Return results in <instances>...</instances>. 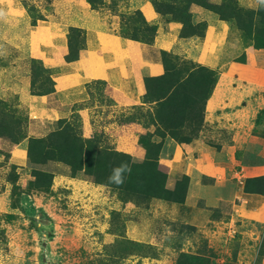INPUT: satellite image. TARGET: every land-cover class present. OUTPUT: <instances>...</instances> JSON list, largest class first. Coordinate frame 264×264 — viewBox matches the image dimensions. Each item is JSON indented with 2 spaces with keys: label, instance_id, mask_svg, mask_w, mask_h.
<instances>
[{
  "label": "rangeland",
  "instance_id": "rangeland-1",
  "mask_svg": "<svg viewBox=\"0 0 264 264\" xmlns=\"http://www.w3.org/2000/svg\"><path fill=\"white\" fill-rule=\"evenodd\" d=\"M164 1L96 0L94 8L88 0H0V98L18 112L30 119L32 90L46 81L41 70L34 81V59L61 92L73 83L58 76L80 67L66 60L71 44L72 54L104 62V75L86 90L93 80L112 87L91 86L92 99L65 103L67 117L54 108L58 115L32 122L22 141L26 163L0 139V264H264V0H210L226 2L221 14L200 6L174 13L169 4L160 13ZM31 7L45 20L34 22ZM141 12L156 28L150 44L133 39ZM165 58L186 72L216 70L218 81L205 109L161 136L143 124L141 110L152 106L144 104L146 86L133 97L106 73L120 67L145 85L146 66L159 63L162 75ZM62 119L83 134L103 130L102 142L134 162L158 161L171 199L30 157L29 139H45Z\"/></svg>",
  "mask_w": 264,
  "mask_h": 264
},
{
  "label": "trees",
  "instance_id": "trees-1",
  "mask_svg": "<svg viewBox=\"0 0 264 264\" xmlns=\"http://www.w3.org/2000/svg\"><path fill=\"white\" fill-rule=\"evenodd\" d=\"M88 1L96 8V0ZM167 4H169L167 8H170L174 13L179 7H182L181 9L187 8L186 10L189 11L191 6H200L221 14L226 2L216 5L210 0H165L161 4L162 6L157 4V11L160 13L164 12V7ZM31 9V16L34 22L45 20L44 15L37 14L32 7ZM186 10L185 13H187ZM139 18L141 20L139 25L140 32L133 39L150 44L155 39L156 28L147 24L142 12ZM184 22L186 26L190 25L192 27L189 18ZM72 30L76 31V29ZM192 34H198V32L189 31L187 36H192ZM71 45L72 47L70 46V53L66 56V60L75 62L81 58V53L72 54L71 49L75 50V47L73 44ZM42 65L45 66L41 60L34 59L32 64L34 81L37 75L40 76V70L42 75L46 77V81L40 84L42 88L38 93H34L32 90V95H48L56 89V82L49 75V69ZM164 66L165 71L162 75L145 78L146 93L144 95V104L152 106L147 110H141L146 119L143 123L145 127L147 128L148 125L154 126L156 128L154 134L161 136L170 134L166 130H172L175 125H181V123L183 125L191 121L195 117L191 110L195 107L202 105L201 108L205 109L207 101L211 98L218 81V72L202 65L197 66L190 72H186L184 67L181 66L182 68H179L170 59L165 58ZM102 83L104 82L93 80L91 84L87 85L90 99L93 97L90 87L107 85L106 82ZM34 86L35 82L34 85L31 83L32 89ZM108 87L110 86L107 85ZM110 89L112 90V87ZM111 102L113 101L110 100ZM17 106L19 107L20 104ZM75 107L73 115L77 111ZM28 117L27 113L25 114L24 111L18 112L16 106H11L6 100L0 98V139H7L14 144H19L25 140L29 132L30 119ZM72 124L70 119H62L59 121L57 130L50 132L45 139L30 138V157L36 153V157L44 162L58 159L65 164L71 165L74 172L84 170L93 176L96 182L102 184L109 183L108 178L112 174L113 168L126 163L131 169L130 174H125L128 187L137 186L138 191L151 197L171 199L168 195L170 190L166 187L167 173L161 169L158 161L148 159L143 163L134 162L130 155L114 151L113 147L106 141L107 136H103V130L99 131L100 136H98L99 132L87 135L83 134L82 130L73 131ZM176 130L172 131V135L177 138ZM152 136L153 133L145 134V136H141L140 142L148 146L152 141ZM102 137H106L104 139L106 146L104 147L101 146V143H104L102 142ZM111 162H114L115 166H112Z\"/></svg>",
  "mask_w": 264,
  "mask_h": 264
},
{
  "label": "crops",
  "instance_id": "crops-1",
  "mask_svg": "<svg viewBox=\"0 0 264 264\" xmlns=\"http://www.w3.org/2000/svg\"><path fill=\"white\" fill-rule=\"evenodd\" d=\"M152 50L155 52V50L152 48ZM87 57H81L78 61L71 62L69 64H75L77 63L80 65V67L71 66V68H68L65 70V72L58 76H60V80H64L65 77H68L69 79H72L73 83H69V87H66L64 92H61V89H59V82L55 80L56 82V90L53 93H50L48 95H42V96H34L32 95L31 98H29V108H30V122L29 125L32 124V122L36 121L39 122L40 119H47L51 115V113H58L54 111V108H62L64 111L63 115L58 116L60 118L67 117L70 111L65 112L64 104L67 105L71 103H77L79 101H85L88 98V93L85 88V83L90 81L91 79H96L99 76L104 75L103 70L106 71L105 68L102 67L101 64H104V62L100 61L99 58L97 60H94V64L90 61V53H87ZM91 64L92 66H89ZM156 66H146V69L149 71L150 76H159L162 72L161 66L159 63ZM120 68V67H119ZM119 68L117 69V72L113 75L109 74L110 72H107V78H111L114 82H117L120 86H122L129 94L133 97H139L140 95L143 96V93L145 92V85L143 83H140L136 81L134 83V80L132 77L127 76L125 73H121V68L119 71ZM156 72V73H155ZM61 73V72H60ZM131 75V71L129 72ZM90 74V75H89ZM87 75V76H85ZM57 76V77H58ZM56 77V79H57ZM137 77V76H136ZM86 79V80H85ZM137 78H135L136 80ZM85 80V81H84ZM117 80V81H116ZM84 81L83 83H81ZM91 82V81H90ZM66 86V84L64 85ZM63 87V86H62ZM123 92V91H122ZM70 110V109H69ZM52 127V126H51ZM30 128V126H29ZM52 132V131H51ZM18 144H11L12 147H15L14 150L15 154L18 155L20 162L19 163H26L28 160V151L27 146L21 142ZM18 145V146H17Z\"/></svg>",
  "mask_w": 264,
  "mask_h": 264
},
{
  "label": "clouds",
  "instance_id": "clouds-1",
  "mask_svg": "<svg viewBox=\"0 0 264 264\" xmlns=\"http://www.w3.org/2000/svg\"><path fill=\"white\" fill-rule=\"evenodd\" d=\"M131 169L128 164L122 163L121 165L113 168L112 174L109 176V183H114L116 185H122L124 183L125 174H130Z\"/></svg>",
  "mask_w": 264,
  "mask_h": 264
},
{
  "label": "bare ground",
  "instance_id": "bare-ground-1",
  "mask_svg": "<svg viewBox=\"0 0 264 264\" xmlns=\"http://www.w3.org/2000/svg\"><path fill=\"white\" fill-rule=\"evenodd\" d=\"M122 89V88H121Z\"/></svg>",
  "mask_w": 264,
  "mask_h": 264
}]
</instances>
